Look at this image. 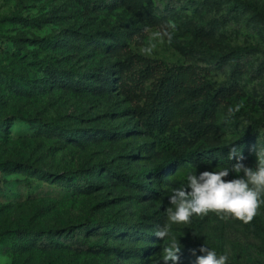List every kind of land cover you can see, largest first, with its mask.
I'll use <instances>...</instances> for the list:
<instances>
[{
	"label": "rangeland",
	"instance_id": "rangeland-1",
	"mask_svg": "<svg viewBox=\"0 0 264 264\" xmlns=\"http://www.w3.org/2000/svg\"><path fill=\"white\" fill-rule=\"evenodd\" d=\"M259 13L264 0H0V264H160L172 237L179 264L204 244L229 264H264V204L250 222L165 213L186 173L230 167L232 147L257 164ZM179 69L198 85L176 87ZM159 98L181 108L178 135L157 130Z\"/></svg>",
	"mask_w": 264,
	"mask_h": 264
},
{
	"label": "clouds",
	"instance_id": "clouds-1",
	"mask_svg": "<svg viewBox=\"0 0 264 264\" xmlns=\"http://www.w3.org/2000/svg\"><path fill=\"white\" fill-rule=\"evenodd\" d=\"M257 157L255 167H247L243 163L241 151L232 147L227 159L235 161L230 167L222 170H205L188 172L184 176V186L173 188L168 196L169 207L165 209L170 224L190 223L192 217L207 215L209 212L218 215H230L244 222H250L257 209L264 204V146L254 148ZM233 179H226L230 174ZM155 236L163 241L170 236L169 227L161 226ZM182 245L178 238L172 237L165 248L166 255L160 264H179ZM196 250L195 264H229L227 254H218L206 244Z\"/></svg>",
	"mask_w": 264,
	"mask_h": 264
},
{
	"label": "trees",
	"instance_id": "trees-1",
	"mask_svg": "<svg viewBox=\"0 0 264 264\" xmlns=\"http://www.w3.org/2000/svg\"><path fill=\"white\" fill-rule=\"evenodd\" d=\"M241 5H242V7H245L247 9L248 8L252 9L251 4L241 3ZM237 7L238 6H235V8H237ZM259 15H260V29H261L262 33L264 34V14L259 13ZM159 69L163 70L164 68L162 66ZM56 72L57 71H55V73ZM171 77L176 82L175 84H176V87H178V88H194L198 85V79L196 77H194V75L187 69H179V70L173 71L171 73ZM7 78L9 80L7 87L18 86V87H22L24 89V87L20 85V82L16 78H11V77H9V75H7ZM51 80L54 81V84H56V85L61 82V80L58 77L57 78L53 77V78H51ZM158 103L160 105H162L161 110L154 113V114H151V118L153 119L155 125L157 126V130L162 135H167L168 133H175L176 132L175 126H178L184 117V114H183L181 108L178 105H175V104H172L171 102H169L167 98H159ZM262 125H263V123H261V121L259 123L257 120H254L251 123L250 131L255 133L257 131L256 129L259 128V126L261 127ZM55 127H58V125L54 122H49L48 124H46V129L49 130L48 133H51L53 128H55ZM175 134L178 135V133H175ZM58 135L59 136L61 135V137H63V138L71 137L72 132H70L69 130H64L62 128L61 132ZM49 138H52V137H49ZM228 153L229 152L226 153L227 156H228ZM227 162L230 165L232 163H235V161L231 162L229 160H227ZM7 164H8L7 162L3 163V167L6 166ZM84 186L87 187V184H85ZM85 229L86 228L84 227V229L82 231H84ZM16 230L22 234L27 235L29 238H34L36 233H39L30 227L17 228ZM77 230H79V229H77ZM103 231L111 232V231H113V227L104 228ZM54 232L55 231L52 230L51 228L46 227V229L44 230L43 233L46 236H48V235L53 234ZM121 235H124V232H122ZM81 245L83 247L86 246L84 243Z\"/></svg>",
	"mask_w": 264,
	"mask_h": 264
}]
</instances>
